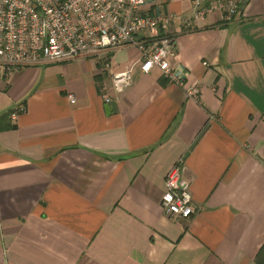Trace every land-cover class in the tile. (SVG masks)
Instances as JSON below:
<instances>
[{
  "label": "crops",
  "instance_id": "1",
  "mask_svg": "<svg viewBox=\"0 0 264 264\" xmlns=\"http://www.w3.org/2000/svg\"><path fill=\"white\" fill-rule=\"evenodd\" d=\"M147 6L172 14L182 86L143 72L134 45L0 69V264H258L264 0L229 22L213 11L189 23L191 0ZM127 65L115 94L111 75ZM180 157L189 217L160 205Z\"/></svg>",
  "mask_w": 264,
  "mask_h": 264
},
{
  "label": "built area",
  "instance_id": "2",
  "mask_svg": "<svg viewBox=\"0 0 264 264\" xmlns=\"http://www.w3.org/2000/svg\"><path fill=\"white\" fill-rule=\"evenodd\" d=\"M149 0H0V69L25 66L42 59L64 60L86 52L107 51L119 45H134L139 50V67L148 72L153 67L169 82L184 85L188 68L172 63L175 39L168 32L171 13L148 10ZM248 0H191L189 23H197L207 13L217 11L223 22L243 13ZM205 63V62H204ZM107 64V63H106ZM131 65L114 71L111 89L122 92L131 83ZM196 95L198 86H186ZM70 102L73 93H67ZM105 102L111 99L102 93ZM18 107L12 117L23 110ZM183 157L178 158L164 177L165 189L160 205L173 217H189L196 211L190 181L183 176Z\"/></svg>",
  "mask_w": 264,
  "mask_h": 264
},
{
  "label": "trees",
  "instance_id": "3",
  "mask_svg": "<svg viewBox=\"0 0 264 264\" xmlns=\"http://www.w3.org/2000/svg\"><path fill=\"white\" fill-rule=\"evenodd\" d=\"M256 261L258 264H264V243L256 253Z\"/></svg>",
  "mask_w": 264,
  "mask_h": 264
}]
</instances>
